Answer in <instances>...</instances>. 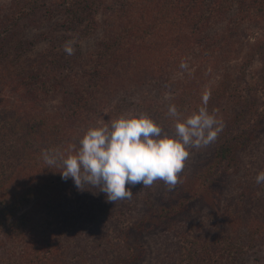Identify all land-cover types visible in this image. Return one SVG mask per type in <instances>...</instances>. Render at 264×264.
Instances as JSON below:
<instances>
[{"label":"rangeland","instance_id":"rangeland-1","mask_svg":"<svg viewBox=\"0 0 264 264\" xmlns=\"http://www.w3.org/2000/svg\"><path fill=\"white\" fill-rule=\"evenodd\" d=\"M90 1L89 12L78 7L77 14H68L59 12L52 0H0V110L5 105L10 112L9 102L16 104L15 98L24 96L26 100L17 110H22V115L31 120L23 121L28 129L22 135L9 134L0 139V150L8 149L0 156L3 179L16 182L12 187L21 190L22 183L39 177L38 169L43 161L35 154L51 143L46 130L60 116H66L68 105L77 103L76 100L85 107L82 113L90 117L91 125L97 121L108 123L133 111L155 115V121L170 133L173 121L167 115L168 106L175 104L186 116L216 86L207 107L210 113L216 111L223 124L228 112H263L264 10L259 8L264 6V0ZM68 2L70 5V0L65 1ZM143 9L144 17L137 18ZM72 20H75L73 24ZM132 21L143 23L150 32L141 28L137 33L132 32L133 28H129ZM111 37L124 43L146 38L151 46L143 48V54L134 58L131 68L125 71L120 60L107 57L110 51L105 46L113 40ZM69 40L74 41L73 55L63 50ZM100 62L105 63L102 70L107 68L112 72L118 68L114 81L109 79L105 83L104 77H96L101 69L95 66ZM182 63L186 67H181ZM41 66L52 70L41 71ZM110 108L113 111L107 112ZM32 126L44 128L45 132L31 131ZM88 127L79 134L83 136ZM215 145L216 140L205 148L190 150L180 181L196 178L213 159ZM14 152L28 153L22 159L13 157ZM132 191L131 199L108 205L106 194L102 197L98 189L79 191L63 181L51 196L47 194L20 211L28 215V223L14 241L5 239L7 235L0 236V242L4 243L0 247V264H30L20 250L34 256V246L36 252L51 256L47 264L51 260L54 264L61 262L68 250L73 254L63 260H69L70 264L82 260L85 254L78 246L79 231L100 244L92 254L97 264H105L103 255L110 245L108 234L113 240L119 239L120 227L130 223L131 218L149 212L151 204L179 201L176 190L167 191L161 181L147 188L137 185ZM90 192H94L93 197ZM207 212L220 215L217 200L193 206L175 222L178 227L185 226L187 232L192 221L210 222L204 215ZM94 215L103 219L99 221L103 230L85 223ZM170 225L166 221L161 227L146 226L139 238L144 256L136 264H151L154 250L145 237L159 230H170ZM73 230L76 235L69 239L71 245L67 249L66 236L62 234Z\"/></svg>","mask_w":264,"mask_h":264},{"label":"trees","instance_id":"trees-1","mask_svg":"<svg viewBox=\"0 0 264 264\" xmlns=\"http://www.w3.org/2000/svg\"><path fill=\"white\" fill-rule=\"evenodd\" d=\"M52 1H54L53 6H56L61 13L77 14L76 9L78 7H81V10L85 12H89L91 9V6L89 8L90 0H83V2L70 0V5L69 2L65 3L66 0L63 2ZM259 10H264V6L260 7ZM31 11L34 13L35 8L32 7ZM50 11L55 12L52 8ZM140 14L137 18L144 17V9ZM72 22L75 20H72L71 24H73ZM142 24L132 21L129 28H133L132 32L135 33L140 28L143 32H150L149 28L142 26ZM132 38H137V35H133ZM111 39L113 40L105 46L110 51L107 57H112V61L120 60L125 71L127 68H131L134 58L143 54V48L151 46L146 38L141 41L130 40L127 43L117 41L114 37ZM132 43L134 44L131 47ZM100 55L102 56V53ZM61 56L64 57L65 54ZM104 64L102 62L96 63L95 68L101 69ZM39 69L50 71L52 67L44 68L41 66ZM117 69L109 72V69L103 68V70L98 71L96 77H104L105 83H108L109 79L114 81V76L118 74ZM23 87L26 88L27 85ZM216 89L217 86L211 89L209 100L214 97L213 92L215 94ZM219 91L223 92L224 90L220 89ZM187 93L186 96L188 97L189 94ZM20 97H18L19 99L15 98L18 101L16 104L9 102L10 112L5 105L0 110V139L9 134L22 135L28 129L23 121L30 122V118L23 116L22 110H17L18 107H22L23 100H26V97ZM76 101L77 103L68 105L69 111L66 116H60L59 120L50 124L46 130L51 138V143L50 145L48 143L41 150L38 149L35 154L37 159L43 161L38 169V178L22 183L20 185L21 190H17L12 187L16 182L12 183L3 179L2 171L4 168L0 162V236L7 235L5 239L11 238L14 241L17 238L16 235H19L23 226L28 223V215L25 212L20 213L24 207L40 198L43 199L45 195H49L53 191L56 192L63 181L65 184L75 186L71 178L67 181L62 179V174L59 172L61 171L60 167L49 168L46 165L42 151L59 149L66 152L70 145L78 146L79 136H82L79 132L85 129L86 125L91 126V121L90 117L82 113L85 111V107L81 105V102ZM73 104L77 106L74 107ZM201 104L196 103L194 109L196 110ZM113 109L110 108L107 112H112ZM150 117L156 119L153 114ZM32 128L31 131L45 132L44 128L34 126ZM3 147L5 148L4 145ZM7 151V148L0 150V156L2 157ZM23 153L14 152L13 157L23 159L28 152ZM261 170H264V110L263 112H228L224 127L216 139L211 162L199 171L195 179L180 181L174 189L179 196V201L176 200V203L168 204H151L149 212L144 213L142 217L131 218L130 223L126 224L125 227H120L117 233L119 239L113 240L108 234L107 242L110 245L103 255L104 260H107L105 264L138 263L145 251L142 240L139 239L140 233L145 231L148 224L151 228H156L161 227L166 221L171 222L170 230H159L157 233L145 237L151 249L154 250L151 264H264V183L258 185L255 181ZM17 172L22 171L17 170ZM98 192L103 197V192ZM90 195L93 197L94 192H90ZM215 200L219 203L218 213L220 215L213 216L210 212L205 213L204 215L210 219L209 224L192 221L187 232L185 226L178 227L175 220H178L181 214L190 212L195 205H205ZM107 204L110 205L111 202H107ZM90 219L91 221L87 219L88 223L85 222L87 226L93 224L103 230L104 227L99 222L103 219L97 215ZM79 232L81 240L78 242V246L84 252L85 257L82 260H73L71 264H97V258L93 256L92 252L98 249L100 244L97 241H91L81 231ZM133 234H137L138 238H133ZM62 235L66 236L68 249L71 245L69 239L75 238L76 230ZM60 242L64 244L61 239ZM1 244L4 245L0 242V247L3 246ZM16 244H13L15 249ZM35 249L34 246V256H30L24 250H20V254L30 264H43L41 262L46 263L47 259L51 257L50 255L47 257L45 252H36ZM72 254L68 250L64 258ZM63 259L61 262H55V264H70L69 260ZM51 264H54V261L51 260Z\"/></svg>","mask_w":264,"mask_h":264},{"label":"clouds","instance_id":"clouds-1","mask_svg":"<svg viewBox=\"0 0 264 264\" xmlns=\"http://www.w3.org/2000/svg\"><path fill=\"white\" fill-rule=\"evenodd\" d=\"M63 50L73 55L74 41H66ZM209 98L205 93L201 106L186 116L175 104L169 105L171 133L146 113L129 111L89 126L78 146L70 145L66 152L45 149L42 157L49 168L60 167L62 179L71 178L79 191L98 189L108 202L131 199L134 187H151L157 181L172 191L180 183L190 150L215 142L224 127L216 111L209 112ZM255 181L264 183V170Z\"/></svg>","mask_w":264,"mask_h":264}]
</instances>
